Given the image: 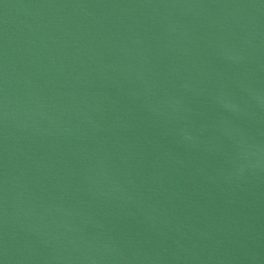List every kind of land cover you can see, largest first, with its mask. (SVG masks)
<instances>
[{"label":"water","instance_id":"95a60500","mask_svg":"<svg viewBox=\"0 0 264 264\" xmlns=\"http://www.w3.org/2000/svg\"><path fill=\"white\" fill-rule=\"evenodd\" d=\"M0 264H264V0H0Z\"/></svg>","mask_w":264,"mask_h":264}]
</instances>
